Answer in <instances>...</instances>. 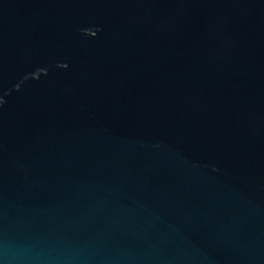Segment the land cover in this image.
Here are the masks:
<instances>
[{"label":"water","instance_id":"95a60500","mask_svg":"<svg viewBox=\"0 0 264 264\" xmlns=\"http://www.w3.org/2000/svg\"><path fill=\"white\" fill-rule=\"evenodd\" d=\"M0 264H264V0H0Z\"/></svg>","mask_w":264,"mask_h":264}]
</instances>
